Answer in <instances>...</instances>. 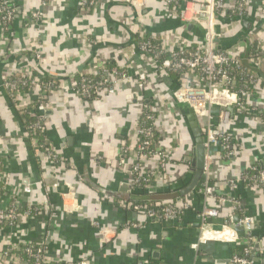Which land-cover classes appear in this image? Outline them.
<instances>
[{
	"label": "crops",
	"instance_id": "obj_1",
	"mask_svg": "<svg viewBox=\"0 0 264 264\" xmlns=\"http://www.w3.org/2000/svg\"><path fill=\"white\" fill-rule=\"evenodd\" d=\"M11 1L15 14L8 29L0 23V168L8 176L2 200L8 204L13 188L28 186L30 192L23 193L19 206L35 204L45 210L12 229L0 228V248L44 242L51 260L82 264H230L237 242L245 239L238 225L244 213L252 218L254 227L251 264H264V189L240 180L253 165L264 169V81L248 96L250 113L238 115L223 96H217L210 106L213 124L232 138L226 150L221 141L209 149L212 195L204 198L199 183L186 195L189 205L176 220H152L128 207L142 194L133 188L129 195L133 198L124 200L128 194L119 190L121 183L130 181L126 157L131 161L136 155L137 129L148 107L159 134L156 148L164 160L153 156L144 160V165L158 169L164 162L165 180L157 182L156 188L173 184L185 187L191 175L193 143L172 91L181 83H199L195 74L187 78L180 75L175 81L168 74L171 70H156L141 57L139 42L142 37L152 38L170 52L169 39L173 36L181 35L187 46H205L206 35L197 28L177 26L179 19L161 0H95L92 5H82V0ZM238 1L225 0L228 6ZM33 10L41 12L37 24L28 18ZM214 21L222 32L213 43L216 50L242 46V56L246 48L242 39L246 38L252 62L254 55L250 52L256 55L264 48V0H245L241 16L215 14ZM197 22L205 29L204 23ZM115 67L125 68L128 77L112 81L108 71ZM261 67L264 73V58ZM89 68H93L94 80H111V93L103 90L89 98L72 87L47 89L45 136L68 163L63 172L55 174L47 157L33 151L24 128V114L1 82L31 69L41 78L67 83L71 79L70 84H74L76 77ZM136 68L147 74L145 87L138 85ZM224 110L228 111L226 122L218 117ZM200 123L202 126L206 121L200 119ZM126 147L128 151L123 153ZM84 172L93 189L83 181ZM55 176L61 181L60 187L45 182ZM237 179L230 188L229 181ZM46 189L47 203L43 205ZM104 189L110 190V195H105ZM184 199L166 201L181 205ZM203 207L215 209L218 215L208 218V237L194 248ZM228 218L231 222L224 224Z\"/></svg>",
	"mask_w": 264,
	"mask_h": 264
},
{
	"label": "built area",
	"instance_id": "obj_2",
	"mask_svg": "<svg viewBox=\"0 0 264 264\" xmlns=\"http://www.w3.org/2000/svg\"><path fill=\"white\" fill-rule=\"evenodd\" d=\"M161 1L171 6V11L179 20L184 22L200 21L205 24V46L196 44L192 51L187 52L191 49V46H187L181 35L173 36L172 39H169L172 47V50L168 52L170 53L169 57L161 59L162 53L165 52L164 46L153 41L152 38L142 37L139 42V51L143 60L145 59V61L152 63L153 67L160 72L164 70L180 72L185 78L189 74L198 76V85L192 84L191 81L185 84L181 83L177 89L172 91V98L176 103H183L192 107L199 121L200 119H203L204 123L206 121L201 126L205 137L206 156L200 181V190L204 198H207L213 192L212 184L209 181L210 163L212 162V157L208 154L209 149L216 141H221L223 148L226 150L229 148L232 139L230 134L223 133L213 124L210 106L215 102L217 96H223L225 101H231L230 105L233 106V110L238 115L250 113L247 107L248 96L253 87L261 83V79L256 73L245 74L243 72L238 79L230 74L228 67L231 63L237 67H242L240 63L243 52L242 46L218 51L215 50L212 43L215 14H225L230 17L241 16L244 13L245 0H239L235 6H228L225 0ZM94 2L95 0H82V5H92ZM14 14L15 6L13 2L11 0H0V23L4 26L5 30L8 29L7 24H9ZM28 18L37 24L41 19V12L33 10L30 12ZM35 56L37 59H40L38 53ZM263 58L264 48L259 49L256 55L254 54L252 62L261 69ZM31 69H23L16 76L5 77L1 82V87L15 103L16 108L24 114V128L33 151L45 155L51 166L54 167L55 174L60 173L68 166L67 160L54 150L45 136L47 119L44 112L47 107V101L43 99L46 98L47 89L55 87L52 86L54 82L48 87L43 85L41 77L33 74ZM102 69L106 72V69ZM125 70L123 67H115L108 72H110L112 81H115L128 77ZM134 73L137 76L138 85L145 87L148 84L147 74L138 68L135 69ZM93 74V68H89L86 72H81L78 75L79 81H75L74 84H70L71 79L69 83L59 80L56 87H62L63 89L72 87L81 96L89 98L99 95L103 90L111 93L112 89L109 88L111 80L106 78L94 80ZM240 82L242 83L241 88L238 87V83ZM26 93L30 94L31 97L26 96L28 95ZM218 117L220 121L226 122L228 120V111L224 110L220 112ZM153 119L154 114L147 107L141 116V124L137 129L139 141L135 151L136 155L131 161L129 157H126L129 160L127 173L130 176L129 183L132 188L136 186L143 187L144 189L156 187L157 182L162 181L161 179L163 178L165 180V177L162 176L164 162L160 163L158 169L144 165V160L148 161L153 156L164 160V155L159 149L151 148L152 138L155 131H157L153 124ZM38 137L42 138V142H40ZM124 149L123 153H127L128 147ZM125 163L124 161L123 164L125 165ZM69 166L71 167L72 165L70 164ZM54 178H58V176ZM238 180H230L229 187L233 188ZM240 180L246 181L257 188L264 189V169H258L257 165H253ZM7 185L8 176L0 168V228L12 229L20 225L25 219L29 220L38 217L45 210L44 207L35 204L29 205L27 208L19 206L23 193L30 192V187L28 186H23L20 189L13 188L10 192L9 203L3 204L2 196ZM54 186L56 187V185ZM47 193L46 189L44 192L45 197L42 200L43 205L47 203ZM184 200L181 205L168 201H147L130 203L128 207L134 211L145 213L152 220L172 221L176 220L189 205L186 196ZM217 215L218 213L215 209L203 207L199 214V235L197 241L193 244L194 248L208 237L206 234L208 218ZM231 220L232 218H228L224 224L231 222ZM131 225L135 226L137 224ZM238 225L241 227L245 239L243 242H237L238 245H242L241 254H233L230 264H251L249 253L253 250L254 242L252 218L243 213L238 219ZM233 233V237L235 238L236 231H233ZM28 244V247L24 251L27 257L33 259V264H82L81 262L74 261L51 260L47 255L44 242H29ZM0 264H28V260L21 255L19 245L7 244L6 247L0 248Z\"/></svg>",
	"mask_w": 264,
	"mask_h": 264
},
{
	"label": "water",
	"instance_id": "obj_3",
	"mask_svg": "<svg viewBox=\"0 0 264 264\" xmlns=\"http://www.w3.org/2000/svg\"><path fill=\"white\" fill-rule=\"evenodd\" d=\"M247 24V23H245ZM177 26L185 27L186 30H192L197 28L200 30L202 35H206V32L204 31L203 27L200 26V23L197 21H190V22H184L181 20L177 21ZM247 26V25H246ZM213 37H212V43L218 42L220 38V27L214 26L213 27ZM245 44L246 48L244 50L243 55L241 56V65L249 69L251 71H254L256 75L264 81V73L261 71V69L253 62L249 61V45H248V39L243 38L242 39ZM184 120L186 122L187 128L189 129L191 133L192 138V153L190 157L189 162V168L191 175L187 178V184H185V187H180L178 184L168 185L163 188H156V187H150L145 188L144 193L150 194V195H143L137 199H133L137 202H164L166 200H177L180 201L183 196H186L188 193L192 192L200 183L202 178V172L205 165V156H206V146H205V137L204 132L202 130V127L200 125L199 119L194 114V110L192 107L188 106L187 112L184 115ZM45 182H47L49 185H56V187H60L61 181L56 180L55 178H46ZM132 186L130 183H121L119 190L121 192H124L128 194V196L123 197V199H129L130 194L132 193ZM110 190L104 189V194L110 195ZM158 193V194H157ZM133 196V195H132ZM131 196V198H133ZM130 198V199H131ZM254 249H257V246L254 247ZM252 253L254 250L251 251ZM155 255H157L156 252H154Z\"/></svg>",
	"mask_w": 264,
	"mask_h": 264
},
{
	"label": "trees",
	"instance_id": "obj_4",
	"mask_svg": "<svg viewBox=\"0 0 264 264\" xmlns=\"http://www.w3.org/2000/svg\"><path fill=\"white\" fill-rule=\"evenodd\" d=\"M234 16V15H233ZM232 18V17H231ZM140 39V38H139ZM194 47H195V45L194 44H191V49H189L187 52H190V51H192L193 49H194ZM216 50V49H215ZM218 50V49H217ZM219 51V50H218ZM251 53V55L250 56H252V55H254V53L255 52H250ZM169 55H170V53H168V52H163L162 53V56L160 57L161 59H164V58H168L169 57ZM228 70H229V72H230V74L233 76V77H236V79H238V77L241 75V74H243V72L246 74H250V73H255L254 71H251V70H249V69H246V68H244L243 66L242 67H237L236 65H234V64H230L229 65V67H228ZM168 74L169 75H171V77H173V79L175 80V81H179V78H180V75H181V73L180 72H173V71H168ZM14 76H16V75H14ZM41 81H42V83H43V85H46L47 87L48 86H50L51 85V83H53V85L52 86H56L57 84H58V79H56V78H51V77H48V76H43L42 78H41ZM76 81H79L78 80V76L76 77ZM238 87H242V83L240 82V83H238ZM178 87H175L174 89H173V91L175 90V89H177ZM43 100H46V98L45 99H43ZM178 105V108H179V110L181 111V113H182V115H183V117H184V115H185V113L187 112V108H188V105L187 104H183V103H177ZM13 107H14V105H13ZM15 108V107H14ZM200 122V121H199ZM38 139L40 140V142H42V138L41 137H38ZM158 141H159V134L157 133V131H155V133H154V137L152 138V143H151V148H153V149H156V145H157V143H158ZM186 165H187V163H186ZM188 166V165H187ZM257 168L258 169H260L261 167L259 166H257ZM81 177H82V179H83V181L88 185V186H90V187H92V189H93V184H92V181H91V179L89 178V176H88V174H86L85 172L81 175ZM134 190L135 191H138L140 194H142V195H145V196H147V195H150V194H147V193H144V188L143 187H134ZM158 194V193H157ZM32 213H34L33 211H32ZM28 243H26V244H20L19 245V247H20V252H21V255L23 256V258H25V259H27L28 260V264H33V259H31V258H29V257H27L26 255H25V249L28 247ZM241 249H242V245H237V248L235 249V251H234V254H241Z\"/></svg>",
	"mask_w": 264,
	"mask_h": 264
}]
</instances>
